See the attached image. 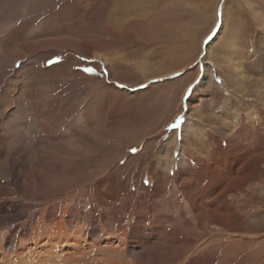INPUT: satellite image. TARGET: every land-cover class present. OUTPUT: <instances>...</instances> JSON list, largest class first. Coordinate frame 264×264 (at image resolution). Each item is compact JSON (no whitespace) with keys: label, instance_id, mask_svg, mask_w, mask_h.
I'll return each mask as SVG.
<instances>
[{"label":"rangeland","instance_id":"rangeland-1","mask_svg":"<svg viewBox=\"0 0 264 264\" xmlns=\"http://www.w3.org/2000/svg\"><path fill=\"white\" fill-rule=\"evenodd\" d=\"M0 264H264V0H0Z\"/></svg>","mask_w":264,"mask_h":264},{"label":"bare ground","instance_id":"bare-ground-1","mask_svg":"<svg viewBox=\"0 0 264 264\" xmlns=\"http://www.w3.org/2000/svg\"><path fill=\"white\" fill-rule=\"evenodd\" d=\"M150 5V4H149ZM154 4H152V6L151 7H146V8H148V10L149 11H151V10H153V8H154V6H153ZM143 10H145V9H143ZM148 10H146V12L147 13H150V12H148ZM205 10V9H204ZM203 10V11H204ZM143 12V11H142ZM162 13V12H161ZM168 13H169V15L172 13V12H170V11H168ZM196 13V12H195ZM144 15V14H143ZM159 15V14H158ZM158 15H154L155 16V18H157V16ZM226 15H228V13H226ZM148 16V15H147ZM223 18V17H222ZM226 18L227 17H225V18H223V21L224 20H226ZM222 21V20H221ZM117 24H119V21L117 22ZM240 27V26H239ZM244 27V26H243ZM233 43V42H232ZM231 44V43H230ZM229 44V45H230ZM228 46V45H227ZM228 50V49H227ZM231 51V50H230ZM233 51V50H232ZM229 52V51H228ZM209 57V56H208ZM218 58H220V57H218ZM236 59H237V57H234V56H229V57H227V60L230 62V66H232V67H234V68H236V70H235V72H239V69L241 68V66L240 65H238V62H236ZM225 60V59H224ZM207 62H208V64L209 63H211L212 61L209 59H207ZM213 63V62H212ZM214 65H215V63H213ZM213 66V65H212ZM228 68V67H227ZM205 72V71H204ZM205 81H207V80H205ZM205 81H203V83H205ZM255 101V100H254ZM255 103H257V102H255ZM257 105H258V107H257ZM260 105H262V104H260ZM255 109L253 110L254 111V116H255V119H256V121H260V120H262L263 119V115H262V113H263V110L261 109V107L259 106V104H256L255 105V107H254ZM253 113V112H252Z\"/></svg>","mask_w":264,"mask_h":264},{"label":"snow or ice","instance_id":"snow-or-ice-1","mask_svg":"<svg viewBox=\"0 0 264 264\" xmlns=\"http://www.w3.org/2000/svg\"><path fill=\"white\" fill-rule=\"evenodd\" d=\"M90 71H91V70H90ZM179 119H180V118L178 117V118H177V121H179ZM131 151H135V149H131Z\"/></svg>","mask_w":264,"mask_h":264}]
</instances>
